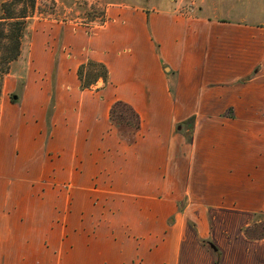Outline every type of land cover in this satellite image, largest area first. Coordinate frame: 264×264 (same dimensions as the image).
<instances>
[{
	"label": "crops",
	"instance_id": "0c3cea01",
	"mask_svg": "<svg viewBox=\"0 0 264 264\" xmlns=\"http://www.w3.org/2000/svg\"><path fill=\"white\" fill-rule=\"evenodd\" d=\"M211 5L36 32L0 95V264H264V20Z\"/></svg>",
	"mask_w": 264,
	"mask_h": 264
},
{
	"label": "rangeland",
	"instance_id": "374dc122",
	"mask_svg": "<svg viewBox=\"0 0 264 264\" xmlns=\"http://www.w3.org/2000/svg\"><path fill=\"white\" fill-rule=\"evenodd\" d=\"M16 5L12 6V0H0V36L1 31H11V20H6L9 14L14 16H27L23 20L22 37L20 39V54L16 60L7 63L8 53H0V95L5 77L11 75H25L32 66L33 37L38 30L53 27H72L76 29H89L100 27L106 18L108 10L113 7H138L149 9H167L178 12L196 13L199 9L207 8L205 4L209 2L213 5L208 8L218 14L220 17H230L235 19L234 14H242L247 11V6L251 4L249 17L254 20H264V0H17ZM263 4V5H261ZM209 10V11H210ZM244 11V12H243ZM233 13V14H232ZM248 18V17H247ZM238 19V18H237ZM92 27V28H91ZM16 28V27H15ZM3 43V42H2ZM9 47H11V44ZM7 72V73H6ZM200 117V116H199ZM209 124L213 122L220 123L222 129L229 132L228 125L234 122H245L244 120L234 121L235 116H205ZM250 117L253 123H257L259 116H239V119ZM192 118V117H191ZM235 118V119H234ZM198 116L188 119L185 123L186 129L183 132L188 144L193 141L192 123H196ZM194 121V122H193ZM258 122V123H259ZM226 126V127H223ZM190 145V144H189ZM256 220H262V230L264 231V212L256 214Z\"/></svg>",
	"mask_w": 264,
	"mask_h": 264
},
{
	"label": "trees",
	"instance_id": "16d2710c",
	"mask_svg": "<svg viewBox=\"0 0 264 264\" xmlns=\"http://www.w3.org/2000/svg\"><path fill=\"white\" fill-rule=\"evenodd\" d=\"M18 2L19 1L17 0H12L10 4L14 6ZM26 17L27 16H14L9 14L6 18H4L6 20L12 21L8 24L10 25L12 30L8 32H5V30H3L1 31V36H0V53L1 52L2 54L8 53L9 57L7 58V63L16 60L20 54L19 46L23 31L22 26H23V20L26 19ZM0 26H2V24ZM8 44H11V47H9L10 45ZM78 76L81 81L82 88L88 89L93 84H95L98 79H102L106 83L108 81V70L102 64L89 61L86 65H82L79 68ZM120 106L128 108L126 105L122 103H117L114 106L112 112L113 118L117 117L116 116L117 108H119Z\"/></svg>",
	"mask_w": 264,
	"mask_h": 264
}]
</instances>
